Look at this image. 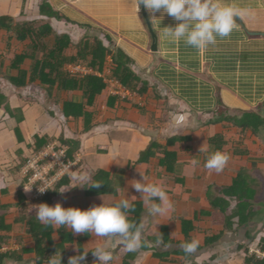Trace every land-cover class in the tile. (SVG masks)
Segmentation results:
<instances>
[{
	"label": "crops",
	"instance_id": "obj_1",
	"mask_svg": "<svg viewBox=\"0 0 264 264\" xmlns=\"http://www.w3.org/2000/svg\"><path fill=\"white\" fill-rule=\"evenodd\" d=\"M42 2L0 0V17H12L17 22L41 18L38 11ZM48 2L68 19L61 22L50 20L59 32L78 40L88 27L94 32L105 31L109 43L133 61L134 71L152 91L147 98L139 96L135 101L121 100L124 102L115 104V110L109 109L107 98L113 97L108 93L109 68L101 72L86 67L91 70L88 76L106 80L107 89L97 99L96 110L88 108L97 113L88 128L78 122L73 131L66 125L63 100L73 98L80 102L81 92H63L58 97L59 104H56L48 100L44 90L37 87L18 90L8 79L0 78V93L9 98L12 110L21 111L17 118L8 117L3 109L0 110V217L4 218V226L11 227L4 236L9 238L8 242L17 243L19 249L13 259H4L1 264H36L37 261L35 243L19 219L21 213L36 212L37 205L44 200L32 202L23 189L22 175L17 173L21 159L31 155L33 148L30 147H34L33 138L36 136L53 139L49 145L58 147V140L63 136L75 140L78 146L75 167L67 174L66 182L57 188L50 205L60 202L64 207L84 209L101 203V196L110 201L120 198L126 191L127 198L134 200L129 219L137 227L143 226L147 245L144 249L128 252L118 236L74 234L66 226H61L58 232L56 226L47 227L39 222L46 245L51 246L53 257L61 254L62 263L67 264L68 257L77 254V248L94 250L98 244H107L112 250L111 264H161L155 254L162 253H169L165 257L171 261L168 264H244L238 245L255 243L259 240L257 237L264 234V203L259 200L262 194L258 190L260 181L264 185V131L257 137L250 132L240 135L227 118L253 112L264 119V0H228L245 9V14L236 18V28L229 36L217 37L215 44L202 50L182 41H165L162 38L165 27L174 26L177 21L166 14L153 16L145 9L156 36V51H151V34L142 16L141 5L138 8V0ZM7 42V32L0 30V53L8 49ZM47 42L49 47L53 46V39ZM11 44L12 51L20 47L16 40ZM107 62L109 64L110 60ZM6 69V65L2 67L3 71ZM48 109L55 113L54 118H49ZM19 118H24L23 122L19 123ZM178 124L181 125L179 131H173ZM17 129L21 132L22 142L16 135ZM217 135L225 136L226 145L222 151L227 152L230 159L222 172L212 173L204 168L203 153L198 151L202 143L210 145L209 139ZM240 138L241 143H238ZM171 139L175 141L169 147L167 144ZM151 143L176 153L180 165L173 175H167L163 168H159L155 159L148 164L140 162V156ZM235 148L246 153L235 155ZM193 159L200 160L198 167L192 165ZM84 172L90 176L103 173L101 179L107 180L108 190L99 193V188L77 185L81 183L77 177ZM141 175L150 182L163 185L170 198L172 207L158 224L160 218L149 215L139 193L130 186V181L141 179ZM235 180H239L241 188H244L243 183L246 184L241 193L248 199L247 205H252L255 220L235 234L225 233L222 239L208 247L204 244L205 233L206 236L217 235L222 229L219 225H212L210 215H217L222 208L230 215L237 209L233 192ZM74 185L77 186L72 187ZM64 188L69 189L61 195L58 191ZM139 205L141 223L137 224L134 212ZM202 212L210 215L203 216ZM195 217L197 229L190 232V236L199 239L200 249L196 254H188L180 247L184 243L183 237L177 236L173 229L176 220ZM162 227L168 228L171 240L168 246L152 241L159 237ZM127 254H132L133 259L124 260ZM95 259L89 251L83 264H96Z\"/></svg>",
	"mask_w": 264,
	"mask_h": 264
},
{
	"label": "trees",
	"instance_id": "obj_2",
	"mask_svg": "<svg viewBox=\"0 0 264 264\" xmlns=\"http://www.w3.org/2000/svg\"><path fill=\"white\" fill-rule=\"evenodd\" d=\"M38 12L42 16L41 18L22 20L21 22H17L14 18L8 16L0 17V30H5L8 35V49L0 53L1 79H8L18 90L23 91L30 87H37L44 90L48 95V100L56 104H59L58 97L63 92H81L82 98L80 102H76L73 98L63 100L65 118L67 119L66 125L72 130L77 128L76 125L78 122L83 124L85 128H88L90 122L96 118L97 113L88 108L96 110V101L107 89V83L105 79L97 77L74 75L69 71L71 65H81L101 72L105 68H109L110 78L118 80L124 87L143 98L149 96V92L152 91L151 87L134 71L133 61L121 50L109 43L110 39L105 31L94 32L90 29L91 27H88L89 29H86V33L80 39L75 40L70 34L61 33L51 25L50 20L61 22L67 21L68 19L55 10L48 0H43L39 5ZM49 39H53L52 47L48 45L47 40ZM15 40L20 43V47L12 51L13 47L11 42ZM108 59L110 60L109 64L107 62ZM5 65L7 69L3 71L2 67ZM18 97L20 98L22 96ZM123 102L120 98L113 96L107 98L106 105L109 109H114L115 104L119 105ZM2 109L8 117L18 118V113L21 112L19 110H12L9 106V98L0 93V110ZM46 113L49 115V118L55 117V113L50 111V109ZM23 120L24 118H19V123L23 122ZM227 120L233 128L240 131V135L250 132L253 137H257L261 131H264V119L253 112H243L240 116H233L227 118ZM40 124L43 123L41 122ZM15 132L22 142L20 130L17 129ZM51 141L53 142V139L40 136L34 137V147H30V149L33 148L31 153L40 152L48 147ZM174 141L173 139L169 140L167 145L170 147V145L174 144ZM58 143L60 144L59 148L61 146L67 148L66 160L75 161L76 151L78 149L76 141L62 136L58 140ZM238 143H241V138ZM209 144L214 149L223 150V147L226 145L225 136H212L209 139ZM233 152L239 156L246 153L245 150L243 151L238 148H235ZM28 159L29 156L24 158V160L21 159L17 167V173L21 174V168ZM153 159L159 163L158 167L163 168L167 175H173L176 167L180 165L175 152L167 151V147H162L156 143L149 145L146 151L140 156V162L148 164ZM102 174L99 172L96 175H92L89 181L90 183L97 181L102 183L103 187H99L97 191L99 193L108 190V182L105 179H101ZM243 174L244 171L239 176L241 177ZM66 180L67 177L64 176L42 199L30 200L32 202L44 200V202L51 204L54 194L57 193V188L64 184ZM85 186L88 185L85 184ZM242 187L244 188L239 186V180L234 181L233 192L237 200V209L230 215L226 213L225 208H222L217 215H210L206 212L201 213L203 216H211L213 226L217 227L219 225L222 227L217 235L212 233V235L209 234L206 236L205 233L204 244L206 246H212V244L222 239L227 232L235 234L242 227L249 225L255 220L256 215L252 211V205H247L249 204L248 199L241 193L246 189V184L243 183ZM141 212L142 209L139 205L137 206V211L134 212V220L137 224L141 223ZM21 215L19 221L25 225L26 234L35 243L34 252L37 258L36 264H51V258L53 257L50 249L51 246L46 245L45 237L41 236L42 231L39 229L41 225H39L40 221L36 217V212L28 214L21 213ZM195 220H197V217L192 220H174L177 225H175L173 230L175 234L177 233V236L181 235L183 237L184 243L192 239L190 232L197 229L194 225ZM3 221L4 218L0 217V247L9 241V238L6 239L4 236V232L6 231L8 234L11 231V227L4 226ZM57 231L60 232V227ZM152 241L155 243L159 241V244L164 243L165 246L170 245L171 240L168 236V228L162 227L159 237ZM252 244L241 243L238 245L237 250L243 253L244 264H264V261L249 254ZM145 247H142V249ZM262 249L264 250V245ZM18 252L1 253L0 264L4 259H13ZM132 254H127L124 260L128 261L133 259ZM168 255L169 253L155 254V256L160 258L161 264L171 262L165 258ZM204 264L210 263L205 262Z\"/></svg>",
	"mask_w": 264,
	"mask_h": 264
},
{
	"label": "clouds",
	"instance_id": "obj_3",
	"mask_svg": "<svg viewBox=\"0 0 264 264\" xmlns=\"http://www.w3.org/2000/svg\"><path fill=\"white\" fill-rule=\"evenodd\" d=\"M140 5H143L153 16L157 13L160 16L166 14L177 21L174 26L165 27L162 33L165 41L172 43L182 41L198 50L215 44L217 37L229 36L236 28V18L246 12L235 2H228V0H138V8ZM180 127L181 125L178 124L173 131L178 132ZM198 152L203 153L204 168L212 173L222 172L230 159L227 152L213 149L211 145L203 143ZM191 163L194 167H198L200 160L193 159ZM77 179L81 182L77 185L82 187L84 184L92 188L101 186L99 182H89L91 176L88 172L80 174ZM130 186L136 193H139V199L148 207L149 215L152 218H160L157 224L160 223L172 207L163 185L150 182L141 175V179L131 180ZM69 188L58 192L63 195ZM47 189L49 188H41L39 191L44 193ZM132 196L137 198L136 195ZM127 197L126 191L120 198H113L110 201H105L101 196V203L84 209L73 206L64 207L60 202L53 205L41 202L35 209L36 217L44 225H54L57 228L66 226L74 234H91L95 237L118 236L126 251L135 252L145 247L143 226L137 227L129 219V213L134 209V200ZM199 244V239L193 238L182 243L180 247L185 253L196 254ZM77 249V254L68 257L67 264H83L89 251L96 257L94 260L96 264H111L113 260L112 250L107 244H98L94 250ZM17 251L19 249L10 251V253ZM51 264H62L60 253L58 257L51 259Z\"/></svg>",
	"mask_w": 264,
	"mask_h": 264
},
{
	"label": "built area",
	"instance_id": "obj_4",
	"mask_svg": "<svg viewBox=\"0 0 264 264\" xmlns=\"http://www.w3.org/2000/svg\"><path fill=\"white\" fill-rule=\"evenodd\" d=\"M70 73L74 75L86 76L91 74V70L81 65H71ZM90 71V72H88ZM108 93L110 96L118 97L125 101H135L139 95L130 91L115 79L108 81ZM65 148H59L57 145H49L37 153H31L29 159L21 168L22 179L24 180L23 189L31 196L33 200L42 199L52 188H54L61 179L75 167V162L66 160ZM49 188L44 193L39 189ZM18 249L15 242H8L0 247L1 253H9ZM249 254L256 256L257 259L264 261V250L259 243H253L250 246Z\"/></svg>",
	"mask_w": 264,
	"mask_h": 264
},
{
	"label": "water",
	"instance_id": "obj_5",
	"mask_svg": "<svg viewBox=\"0 0 264 264\" xmlns=\"http://www.w3.org/2000/svg\"><path fill=\"white\" fill-rule=\"evenodd\" d=\"M141 12H142V16L146 22V25L148 27V30L151 34V38H152V45H151V51H156V36L154 35L152 29H151V26H150V22H149V19H148V16H147V13L145 11V8L143 7V5H141Z\"/></svg>",
	"mask_w": 264,
	"mask_h": 264
},
{
	"label": "rangeland",
	"instance_id": "obj_6",
	"mask_svg": "<svg viewBox=\"0 0 264 264\" xmlns=\"http://www.w3.org/2000/svg\"><path fill=\"white\" fill-rule=\"evenodd\" d=\"M259 192L262 194L259 198L260 201H262L264 203V185L262 184V182L260 181V186H259ZM252 191V190H251ZM27 197H29V194L27 193ZM257 238H259V240H257ZM256 240L254 241L255 243H260V245H264V234H261L260 237H257Z\"/></svg>",
	"mask_w": 264,
	"mask_h": 264
}]
</instances>
